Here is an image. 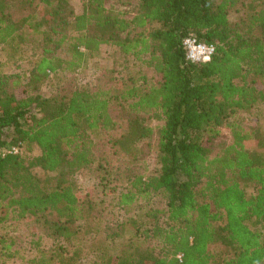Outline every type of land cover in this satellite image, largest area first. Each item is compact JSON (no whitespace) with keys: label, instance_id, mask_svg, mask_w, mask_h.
<instances>
[{"label":"trees","instance_id":"trees-1","mask_svg":"<svg viewBox=\"0 0 264 264\" xmlns=\"http://www.w3.org/2000/svg\"><path fill=\"white\" fill-rule=\"evenodd\" d=\"M112 1L86 0L77 14L69 0H0V50L10 61L25 46L38 51L22 99L21 79L0 63V224L31 219L56 241L36 242L27 264H264V130L233 120L264 103V0H140L133 18L108 8ZM188 37L215 46L209 62L187 59ZM103 45L135 56L158 81L127 85L104 70L95 85L77 86ZM53 74L65 84L36 94ZM154 121L163 123L161 167L146 177L138 169ZM223 126L231 142L215 150ZM92 165L125 176L130 191L118 204L146 202L147 225L107 223L103 199L74 180ZM153 195L165 209L150 204ZM18 257L2 234L0 264Z\"/></svg>","mask_w":264,"mask_h":264},{"label":"rangeland","instance_id":"rangeland-1","mask_svg":"<svg viewBox=\"0 0 264 264\" xmlns=\"http://www.w3.org/2000/svg\"><path fill=\"white\" fill-rule=\"evenodd\" d=\"M75 8L77 14H81L84 9V1L86 0H69ZM140 0H115L107 3V7L123 13L128 18H133L139 6ZM243 16L242 13H232L230 19L237 21ZM156 26H148L150 31ZM141 31V30H137ZM7 51L4 48L0 50L1 70L8 77L16 76L21 79V83L14 88V93L18 99L27 96L24 92V85L28 82L29 73L37 61L38 51L31 46L23 47L22 51L12 61L7 58ZM147 58V57H145ZM104 70H113L117 79L124 81L127 85H131L135 80L145 78L148 82L156 83L158 75L155 71L143 64L133 55H126L120 49L109 45H103L98 55L88 58L84 68L74 77V82L79 87H91L95 85L98 77L103 74ZM67 78L62 74H53L41 86L38 93L43 97L52 96L59 88H61ZM35 94H32L34 96ZM233 120L242 126H261L264 130V103L260 102L255 105L251 113H239L234 116ZM162 122L154 121L151 126L154 128V137L150 139V149L147 151V156L144 164L138 169L140 173H144L146 177L154 176L158 173L161 165L158 160L157 135L158 128L162 126ZM221 136L216 140L215 150L223 144L231 142V133L228 128L223 126ZM41 151L36 146L33 147L31 156H39ZM105 169V168H104ZM103 168L98 165H92L82 169L75 174L74 180L84 193L97 194L104 201L106 208L107 223L113 227L121 223L136 221L140 226L148 224L146 218L147 203L143 205L141 201L133 203L130 207L121 206L118 202L122 195L130 191V183L125 179V176H117L115 172L107 174ZM150 204L154 207L165 209L166 200L162 195H153ZM31 219H10L7 222L0 224V236L8 234L16 241V249L19 252V257L11 262L3 264H27V262L37 256L35 243L39 242L42 248H48L55 245L56 241L50 237L38 232ZM132 235L131 231H126L122 238H118L111 245V251L116 254L118 246L122 239L129 238ZM83 264H94L91 258L83 261Z\"/></svg>","mask_w":264,"mask_h":264},{"label":"built area","instance_id":"built-area-1","mask_svg":"<svg viewBox=\"0 0 264 264\" xmlns=\"http://www.w3.org/2000/svg\"><path fill=\"white\" fill-rule=\"evenodd\" d=\"M183 46L186 50L187 59L192 63H207L216 52L214 45L201 43L192 37L186 38L183 41ZM11 152L18 153V150L14 148Z\"/></svg>","mask_w":264,"mask_h":264}]
</instances>
